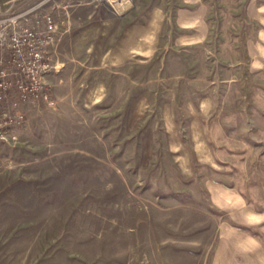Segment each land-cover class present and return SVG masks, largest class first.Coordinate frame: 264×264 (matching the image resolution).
<instances>
[{
  "label": "rangeland",
  "instance_id": "1",
  "mask_svg": "<svg viewBox=\"0 0 264 264\" xmlns=\"http://www.w3.org/2000/svg\"><path fill=\"white\" fill-rule=\"evenodd\" d=\"M127 2L0 0V19L36 25L50 13L59 25L47 76L56 105L19 104V138L0 143V264H206L213 250L219 216L186 105L234 128L249 166L250 140L264 138L249 0ZM206 25L207 39H180Z\"/></svg>",
  "mask_w": 264,
  "mask_h": 264
},
{
  "label": "crops",
  "instance_id": "2",
  "mask_svg": "<svg viewBox=\"0 0 264 264\" xmlns=\"http://www.w3.org/2000/svg\"><path fill=\"white\" fill-rule=\"evenodd\" d=\"M200 1L181 0L187 7L198 5ZM198 8L181 10L178 20L181 13L185 17H191L202 11ZM245 13L258 27L256 38L247 42L252 58L250 67L255 69L252 72L261 73L264 70V0H249ZM183 24L181 26L185 29L195 28L191 24ZM199 36L207 39V25L202 32L188 33L180 39ZM194 42L184 44L191 45ZM254 49L259 51L256 54L258 67L254 66ZM169 109L173 119L172 106ZM203 111L193 100L186 105L195 162L202 167L200 177L205 180L206 200L210 210L219 216L213 250L206 256V264H264V138L250 140L248 166L239 160V151L246 144L235 135H230L234 128H228L216 120L207 121ZM196 120L200 123L202 137L210 153V159L206 161L198 158V149L192 134V124Z\"/></svg>",
  "mask_w": 264,
  "mask_h": 264
},
{
  "label": "built area",
  "instance_id": "3",
  "mask_svg": "<svg viewBox=\"0 0 264 264\" xmlns=\"http://www.w3.org/2000/svg\"><path fill=\"white\" fill-rule=\"evenodd\" d=\"M25 14L0 19V143L16 142L24 123L19 104L56 105L47 82L54 69L50 47L59 30L47 13L36 25L23 23Z\"/></svg>",
  "mask_w": 264,
  "mask_h": 264
},
{
  "label": "bare ground",
  "instance_id": "4",
  "mask_svg": "<svg viewBox=\"0 0 264 264\" xmlns=\"http://www.w3.org/2000/svg\"><path fill=\"white\" fill-rule=\"evenodd\" d=\"M118 1H119V7H120V10H121V11H122V10L124 11V9L127 8V6L129 5L128 2H127V0H121L122 2H121L120 0H118ZM114 5H115V4H114ZM262 12H263V11H262ZM185 21H186V20H185ZM200 24H201V23H200ZM183 25H184V24H183ZM189 39H190V38H189ZM226 199H227V198H226Z\"/></svg>",
  "mask_w": 264,
  "mask_h": 264
}]
</instances>
